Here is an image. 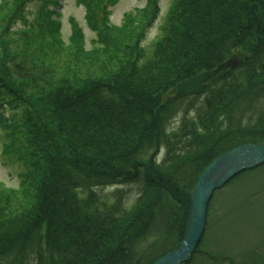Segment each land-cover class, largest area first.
<instances>
[{"label":"trees","instance_id":"obj_1","mask_svg":"<svg viewBox=\"0 0 264 264\" xmlns=\"http://www.w3.org/2000/svg\"><path fill=\"white\" fill-rule=\"evenodd\" d=\"M116 2L77 0L115 65L111 76L46 84L48 75L34 73L26 45L45 35L58 42L60 23L48 9L55 0H43L18 32V50L0 53V62L11 57L0 69L7 154L26 170L18 191L0 190V264H155L184 240L204 172L242 145L264 144V0H174L148 48L142 41L158 19V0L138 17L125 15L121 28L109 23ZM71 23L68 46L77 57L84 35ZM124 39L125 51L117 46ZM237 50L244 62L219 71L203 95L167 101L178 84ZM127 185L139 187L132 204ZM212 206L213 198L208 218ZM206 233L187 264H264V241L232 256L211 250Z\"/></svg>","mask_w":264,"mask_h":264},{"label":"rangeland","instance_id":"obj_2","mask_svg":"<svg viewBox=\"0 0 264 264\" xmlns=\"http://www.w3.org/2000/svg\"><path fill=\"white\" fill-rule=\"evenodd\" d=\"M26 1L29 0L17 1L16 9L10 13L15 0H0V53L2 54L7 45L14 50L17 45L14 42L21 39L18 32L26 30L38 16L43 0ZM55 1L56 4H50L48 9L54 12L50 18L60 23L57 30L58 42L54 44L53 39L45 35L44 39L31 40L29 46L26 45L25 60L34 66V73L48 75L44 79L46 84L49 82L56 84L67 77L81 81L87 78L94 80L111 76L115 72V65L107 60L102 46L97 42V32L88 25L85 7L78 5L77 0ZM158 2L160 7L158 19L142 41V47L145 48L158 38L160 25L165 21L174 0H158ZM149 4L150 0H117L109 10L110 25L121 28L125 15L133 14L138 17L147 10ZM71 20L75 21L84 35L82 41H79L81 47L77 57L72 46H68ZM112 37L115 38V35ZM128 44L129 42L124 39L119 41L117 46L125 51ZM15 50H18L17 47ZM235 55L244 56L238 50ZM9 61L11 57H6L0 62L3 63L0 69L4 65V72L9 66ZM45 71L48 74H44ZM7 81L11 83L6 77ZM8 96L9 94L5 95L6 98ZM13 114L11 108L2 109V115L7 119L14 117ZM180 119L181 116L173 123L172 128L179 125ZM7 133L4 121L0 119V190L3 192L18 191L23 180L22 175L26 171L24 164L18 158L7 154L6 147L9 144ZM235 179L214 194L212 214L210 218L207 217L205 228L207 246L213 251L217 250L232 256L238 253L249 254L264 241V167L247 171L243 177L239 176ZM121 189L126 193V204L136 201L139 195L138 186H121ZM113 191L115 188L102 189L98 192L101 195H109ZM208 224L209 228H207Z\"/></svg>","mask_w":264,"mask_h":264},{"label":"water","instance_id":"obj_3","mask_svg":"<svg viewBox=\"0 0 264 264\" xmlns=\"http://www.w3.org/2000/svg\"><path fill=\"white\" fill-rule=\"evenodd\" d=\"M244 58L233 56L213 71H203L177 85L169 103L203 95L207 84L219 71L236 70ZM264 166V144L242 145L216 160L201 176L191 194V210L184 240L178 250L155 264H187L202 240L207 224L208 207L216 191L223 189L238 175Z\"/></svg>","mask_w":264,"mask_h":264}]
</instances>
